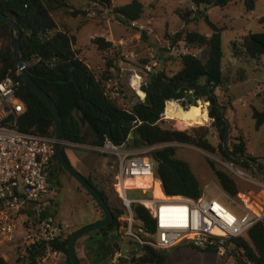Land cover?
Segmentation results:
<instances>
[{
  "label": "trees",
  "instance_id": "obj_1",
  "mask_svg": "<svg viewBox=\"0 0 264 264\" xmlns=\"http://www.w3.org/2000/svg\"><path fill=\"white\" fill-rule=\"evenodd\" d=\"M92 1L104 8L111 7V0ZM191 1L197 8L203 6L205 11L210 6H219L223 9L235 0ZM244 2L249 10L254 9L255 0H244ZM69 8L66 0H0V11L12 19L21 30L19 47L33 80L54 101L63 120V141L71 143L84 141L78 121L73 116L75 109L79 108L87 120L88 129L95 136L96 145H100L105 137L116 144L128 142L134 148L162 142L186 143L207 152L219 153L223 159L234 162L243 169L256 170L258 174L264 176V169L262 170L264 157L256 158L247 152V140L244 134L241 133L234 138L229 136L231 127L224 112L226 103L214 93V89L221 88L226 82L222 72L223 28L213 23L205 12L198 10V17L203 18L212 30L210 36L193 29H183L171 37V44L185 42L205 48L206 61H201L191 53L182 54L179 57L180 68L171 76L164 71V61H161L162 67L149 72L140 86L145 93L144 97H140L136 92L135 95L139 100L129 109H124L106 95L112 73L107 70L98 73L91 68L81 57L82 51L74 47L75 35L58 26L54 14ZM112 12L120 22L130 25L132 21L141 19L143 5L140 0H131L124 5L114 7ZM183 20L185 24L190 22L187 18ZM92 43L99 51L111 47V42L103 37L94 38ZM231 54L236 62L250 59L259 61L264 55V32H249L233 41ZM114 62L115 58H106L108 69L115 67ZM6 74L21 81L18 95L23 101L24 112L19 121L20 129L54 137V116L47 104L24 84L21 75L18 74L13 58L11 31L0 19V77ZM201 78L204 79L202 83ZM185 97L190 100L189 104H194L197 99L203 97L209 103L208 116L213 120L211 128L217 132L219 138L216 146L208 140L210 130L208 127L200 126L181 131L161 126V115L163 112L165 115L167 110L166 102ZM228 104L231 106V101H228ZM251 118L254 120V128L259 130L264 124V109L258 110L251 106ZM137 119L138 121L132 124ZM131 131L133 137L128 139ZM63 153L68 160L64 146ZM149 157L155 162V176L166 196L197 199L202 195L203 189L199 180L188 163L175 157L174 147L168 146L152 151ZM54 160L49 178H57L54 166L62 171L56 157ZM207 164L220 188L226 194L236 196L238 188L234 180L224 171L216 168L212 162L207 161ZM87 180L97 188L89 177ZM97 190L110 207L114 219L109 225L93 233L107 237L113 232L117 237L119 228L125 224L121 220L125 210L114 205L104 191ZM96 207L99 208L97 205ZM133 210L135 219L142 227L152 231L154 225L148 211L139 204L133 205ZM72 233H68L63 239L54 243L55 248L66 255L67 264H71L67 246ZM82 237L78 238L75 245ZM224 246L240 264H264V220L253 225L245 236L227 240ZM204 251L217 253L218 249L214 247ZM121 258L127 259L128 264H167L169 250H159L149 246L133 247L127 257ZM0 264H9L1 254Z\"/></svg>",
  "mask_w": 264,
  "mask_h": 264
},
{
  "label": "rangeland",
  "instance_id": "obj_2",
  "mask_svg": "<svg viewBox=\"0 0 264 264\" xmlns=\"http://www.w3.org/2000/svg\"><path fill=\"white\" fill-rule=\"evenodd\" d=\"M69 9L57 11L54 18L60 28H64L76 37L74 47L82 51L84 61L98 73L109 71L112 78L108 81V89L114 86L125 91L126 105L128 108L139 99L135 95L144 97L140 89L149 72L159 70L162 67L168 75H174L180 68L179 57L183 53L193 54L201 61H206V50L202 47L180 42L171 44V37L180 30L193 29L201 34L210 36L212 30L203 18L198 17V10L205 12L208 18L217 26L222 27L221 49L223 52L222 72L225 83L221 88L214 89V93L220 100L226 103L225 118L230 125V137H236L243 133L246 137L247 147L253 154L264 150V125L256 130L254 120L251 118V106L258 110L264 109V55L260 60L236 62L231 54V43L240 39L249 32H264V0H255L253 10L247 8L244 0L230 2L223 9L219 6H210L204 11L203 6L196 7L191 0H140L143 5V14L138 25L142 31L119 21L112 12L114 7L124 5L131 0H111V7L104 8L92 0H66ZM76 13L75 16L72 14ZM184 18L190 22L185 24ZM197 18V19H195ZM97 37H103L111 42V47L105 51H99L92 43ZM115 58L114 68L107 67L106 58ZM141 79V80H140ZM131 80L133 87H130ZM203 78L200 79L202 83ZM134 82V83H133ZM201 104L196 107L202 110V115L196 120L190 116L179 120L167 104V110L161 115V126L171 127L177 130H191L200 126L208 127V140L212 145L219 143L217 132L211 128L212 119L208 115V104L205 98H199ZM196 100V101H197ZM195 101V102H196ZM231 101V106L228 104ZM190 103L188 97L181 100H173L174 105L187 108ZM186 111L188 109H185ZM188 112V111H187ZM192 121H191V120ZM241 129V130H239ZM83 143H71L64 141V148L70 164L84 177L90 178L97 189L104 191L114 205L121 208V203L113 190L116 161L110 154H104L96 150L95 136L86 126L82 130ZM175 148V157L185 161L199 180L203 193L209 198L218 200L229 209L242 212L244 206L241 197L248 199L253 209H257L264 202V191L255 182H263L256 170L245 171L250 177L248 180L234 177L224 165L218 163L215 158L225 160L219 153L207 152L194 145L170 142ZM127 147H132L126 142ZM62 146V147H63ZM144 148V147H141ZM248 151V152H249ZM149 156V153L147 154ZM210 161L214 166L228 174L236 183L238 193L234 196V203L219 186L212 170L207 164ZM155 163V162H154ZM264 165V161H262ZM57 174L61 175L64 182L55 187L53 202V215L55 219L66 228V235L74 232L79 227L96 223L98 221V209L96 203L84 189L65 171H59L54 166ZM264 168H262L263 170ZM58 170V171H57ZM158 184L159 181L156 179ZM62 185V186H61ZM262 191V192H261ZM260 192V195L257 193ZM141 191L130 190L127 196L131 199L148 198L150 195ZM232 198V196H230ZM5 249L8 254L14 252ZM109 251V250H108ZM4 258L6 253L0 251ZM104 264H128L127 259L119 258L117 263L112 262L111 252H104ZM9 264H16L12 256L4 258ZM167 264H240L236 257L226 251L209 252L194 248L190 244H182L179 248L169 250Z\"/></svg>",
  "mask_w": 264,
  "mask_h": 264
},
{
  "label": "built area",
  "instance_id": "obj_3",
  "mask_svg": "<svg viewBox=\"0 0 264 264\" xmlns=\"http://www.w3.org/2000/svg\"><path fill=\"white\" fill-rule=\"evenodd\" d=\"M130 26L143 30L137 21H132ZM129 85L133 87L131 80ZM20 86L21 81L10 74L0 77V251L6 253L4 258L12 256L16 264H67L66 255L54 246L64 238L67 228L55 219L52 211L49 173L55 163L56 141L54 137L20 129L19 121L24 112L18 95ZM106 95L117 105L129 109L126 93L117 85L108 89ZM132 135L131 131L129 137ZM172 145L162 142L131 149L126 143L116 144L105 137L96 146L97 151L110 154L116 161L113 190L125 210L121 218L125 224L119 228L117 238L127 240L131 248L149 246L169 250L190 244L203 250L217 247L219 253L224 252L227 240L245 236L253 225L264 220V202L255 210L248 199L241 197L246 209L237 212L204 193L197 199L164 193L163 198H158L153 195L152 187L140 189L125 185V181L137 178L156 182L155 163L147 154ZM215 160L234 177L251 181V177L232 162ZM255 184L264 190L263 182ZM130 190L150 192V196L131 199L127 196ZM229 198L235 202L234 196ZM135 204L148 211L154 225L152 231L135 219ZM12 247L14 252L8 254L5 249ZM121 257L116 251L112 260L117 263Z\"/></svg>",
  "mask_w": 264,
  "mask_h": 264
},
{
  "label": "water",
  "instance_id": "obj_4",
  "mask_svg": "<svg viewBox=\"0 0 264 264\" xmlns=\"http://www.w3.org/2000/svg\"><path fill=\"white\" fill-rule=\"evenodd\" d=\"M75 14L76 13H73L72 15L75 16ZM0 19L9 26V29L11 31L13 58H14L15 66L17 68V72L21 75L22 81L30 90H32L35 94H37L47 104L52 115L54 116V120H55L54 138L56 141L55 142L56 161L59 163V165L62 167V169L65 172H67L69 175H71L72 178H74L77 181V183L84 189V191L90 196V198L96 203V205L100 208V210L103 213V217L99 221L93 224L84 225L82 227H79L72 233L69 239L68 246H67L68 258L71 264H81L76 254V250H75V243L78 240V238L90 232L106 227L113 221L114 216L112 214L110 207L107 205L106 201L103 199V197L101 196L97 188H95L87 180V178L84 177L81 173H79L66 159L63 153V147H62L64 144V141L62 139L63 120L58 113V109L54 101L33 80L32 73L29 70L27 63L25 62L22 52L19 47L21 30L12 19L7 17L1 11H0ZM198 104H201L200 100H197L194 104L188 105L187 108L192 107V106H197ZM207 104L209 105L208 102ZM187 108H184V109H187ZM73 116L78 121L81 131L86 126H88L87 120L83 112L79 108L75 109V111L73 112ZM59 178H60V182L64 184V182L61 180V177ZM114 247H115V250L118 251L123 257H127L129 254V251H131V244L129 242H125L123 245H119V243L116 242Z\"/></svg>",
  "mask_w": 264,
  "mask_h": 264
},
{
  "label": "crops",
  "instance_id": "obj_5",
  "mask_svg": "<svg viewBox=\"0 0 264 264\" xmlns=\"http://www.w3.org/2000/svg\"><path fill=\"white\" fill-rule=\"evenodd\" d=\"M81 56H82V53H81ZM160 63L162 64V62H160ZM226 109H229V108H225V111H226ZM239 130H241V129H239ZM128 139H132V138L128 137ZM248 151H249V149L247 147V152ZM248 153L251 156L256 157V158L264 157V150L261 153L256 152L257 154H255V153L253 154L252 151L251 152L249 151ZM161 191H162V189H161ZM262 191H264V190H262ZM162 193H163V191H162ZM106 195H107V193H106ZM257 195H260V192H258ZM97 211H98V221H99L103 217V213L99 209ZM126 241L127 240H122V239H118L117 237H115V233H113V232L108 234L107 237H104L102 234L93 233L90 236L82 237L79 240V242L75 245V250H76V254H77L81 264H104L105 263L104 256H103L104 252H111V257L113 258V255L116 252L115 247H114L115 243L117 242V243H119V245H123ZM175 248H179V246H176V247L171 248L169 250H173ZM129 253H130V251H129ZM112 262H113V260H112Z\"/></svg>",
  "mask_w": 264,
  "mask_h": 264
},
{
  "label": "bare ground",
  "instance_id": "obj_6",
  "mask_svg": "<svg viewBox=\"0 0 264 264\" xmlns=\"http://www.w3.org/2000/svg\"><path fill=\"white\" fill-rule=\"evenodd\" d=\"M169 106L172 108L174 115L181 121L186 118V115L190 116L192 120H196L198 117L202 115V110L197 108L196 106H192L187 108L188 112L181 107L180 105H174L173 100L167 102ZM190 119V120H191ZM191 120V121H192ZM126 187H136L140 189H148L150 187L153 188V195L158 198H163L164 194L160 189V185L157 182H150V178H137L133 181H125ZM152 185V186H151Z\"/></svg>",
  "mask_w": 264,
  "mask_h": 264
},
{
  "label": "flooded vegetation",
  "instance_id": "obj_7",
  "mask_svg": "<svg viewBox=\"0 0 264 264\" xmlns=\"http://www.w3.org/2000/svg\"><path fill=\"white\" fill-rule=\"evenodd\" d=\"M59 177H61V175L57 174V178L56 177H50L49 178L50 190H51V193H52L53 200H54L53 195L55 196V187H56V185H60L61 184Z\"/></svg>",
  "mask_w": 264,
  "mask_h": 264
}]
</instances>
